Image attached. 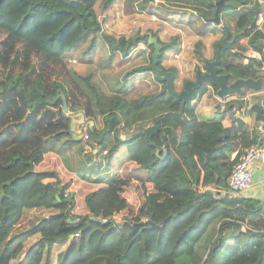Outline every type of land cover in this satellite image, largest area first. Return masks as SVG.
<instances>
[{
  "label": "trees",
  "instance_id": "1",
  "mask_svg": "<svg viewBox=\"0 0 264 264\" xmlns=\"http://www.w3.org/2000/svg\"><path fill=\"white\" fill-rule=\"evenodd\" d=\"M133 1L127 0L130 10ZM178 1L191 3L204 19L212 20L214 16L215 5L209 0ZM98 2L108 8L115 0H0V240L3 232L29 210L56 209L55 215L35 216V225L28 230L41 232L48 250L44 264L49 262L53 243L76 233L78 240L58 254L57 264H264V211L251 197L230 195L227 185L232 165L245 148L258 141L261 132L257 126L250 129L243 117H236L229 127L219 119L201 118L189 128V117L196 114L200 97L217 89L215 85L209 88L207 82L198 89L199 97L187 101L182 109L181 101L169 96L163 86L132 95L122 84V89L120 86L112 93L96 81L94 70L83 75L71 69L70 51L86 38L89 41L85 50L98 45L99 37L111 53L123 55L141 42L146 44L150 53L142 69L154 74L153 38L160 44L161 68L166 50L178 46L176 37L165 42L154 29L128 37L107 32L97 21L94 7ZM146 2V7H162L168 14L179 12L178 7L161 1ZM225 2L230 4L228 10L238 12L234 25L225 21L223 28L230 32V38L236 36L230 48L221 49L219 72L228 74L231 80L262 78L264 88V29H246L254 10L264 12V0ZM140 3V9L146 8ZM201 46L198 41L197 52ZM234 50L245 54L255 51L256 56L244 61ZM62 95L69 110L79 104L85 116L94 120L86 140L71 130V117L64 111ZM235 101L242 106L240 99ZM250 103L249 114L255 125L262 122L264 126V93L252 94ZM230 104L225 102L224 109ZM109 114L119 120L114 128ZM98 115L104 119L102 127L97 126ZM149 124L158 125V129L143 131ZM236 141L240 147L230 158ZM56 144L64 148L79 144L82 153L84 144L92 146L80 158L81 170H75L89 181H101L95 175L102 164H111L112 157L123 149L122 160L135 161L148 171V181L155 188L148 193L150 208L132 221L120 220L121 225L112 217L102 220L91 213H73L74 200L65 197L58 172L36 169L46 152L55 151ZM115 178L112 176L109 182ZM211 184L213 189L207 187ZM162 192L186 198L174 207L162 198ZM216 195L220 198L213 199ZM189 209L198 213L175 237L177 246L182 243L186 249L176 246L170 252L154 251L160 239L147 232L162 230ZM69 218L77 221L69 222ZM9 261L8 256L0 258V264Z\"/></svg>",
  "mask_w": 264,
  "mask_h": 264
},
{
  "label": "crops",
  "instance_id": "2",
  "mask_svg": "<svg viewBox=\"0 0 264 264\" xmlns=\"http://www.w3.org/2000/svg\"><path fill=\"white\" fill-rule=\"evenodd\" d=\"M155 1H161L165 4L177 2L181 3L183 7L181 9L178 8L179 10L177 11L179 12L166 15L168 16L167 18H169L166 19V21L170 23L171 27V30L169 32L170 37L168 39H165L158 34L160 30H163L165 33L163 23L159 21V25L154 24V29L156 30L161 40L169 42L174 37L177 38L178 46L176 48L167 49L160 63L166 70H174V86L177 90H181L186 80L196 78V71L198 69H205V60H213L215 58L216 44L221 41L223 36L225 35L223 22L227 21L233 26L236 19L235 14L238 11L235 9L228 10V8L223 10V12L220 14V23L217 24L213 20H207L200 16L195 10L194 6L189 2H182L178 0ZM140 2L142 1H133V6H137ZM123 3L124 0H115L113 6L117 5L119 8ZM142 4L146 7L147 2H142ZM249 5L250 4H248V6ZM147 8L148 6L143 9ZM153 8L156 13H159V15L160 12H162V10L164 9L155 5ZM94 10L96 13V7H94ZM257 27H262L264 29V21L262 23L257 22ZM198 41L202 43L200 52H197L196 49V43ZM242 41L244 42V44L247 43L245 39ZM174 53H179V57L175 58ZM200 53L202 54V57H200ZM246 54L250 55V57L256 56L255 51L251 50ZM244 61H247V59L244 58ZM134 66L135 64H132L128 68L125 75H121L123 80L120 81L122 83H125L126 80L128 81V90L133 92L132 90L135 88V86H137L139 88V94L137 95H140L150 92L149 88L151 87V85L159 87L158 90L161 88V86H163V82L157 79L153 71L142 69L143 65L138 68H135ZM149 72H153L154 77L149 75ZM152 78L154 80L153 82L150 81ZM207 86L211 85L209 84ZM209 88L212 89V86ZM255 93H264V88L259 92H254L250 88H245L241 94L233 93L223 98L217 96L216 90L212 94L203 95L198 100L196 114L189 117V128H194L198 120L201 118L219 119L226 127L231 126L232 117L229 113L230 111H233L235 107L233 104H230L227 109H224L225 102L231 101V103H237L235 100L240 99L242 101V106L237 103L239 105V111L241 115H245L249 107H251L250 101L252 94ZM247 96L249 97L246 98ZM197 97H199L198 91L194 99H196ZM98 117H100L99 120L101 121L102 127L104 124V119L100 115H98ZM108 119L112 123L113 128L119 124V120L115 114H109ZM247 121L249 123L250 129H252L254 126H257L261 134L264 132V126L262 122H260L258 125H255L254 117L250 114H248L247 116ZM239 147V141H236L233 144L231 152L229 153L230 158L234 157ZM57 154L54 152V150L46 152L44 154L43 160L36 166V169H55L58 172L62 183H66V188L69 191L72 190L73 187H82L83 189H85L83 195L80 198V203L77 202V205L73 209V213H91L95 218L98 219L106 220L107 218L112 217L120 221L131 220L135 215L145 213L150 208L148 193L155 190V188L148 181V171L132 160H127L126 162L122 163V158L125 155L123 149L119 150L118 153L112 157L111 164L106 165L105 162L102 164L99 169L98 175H95V177H101V181H89L81 178L75 172V170L77 169L81 170V166L75 167L74 170L70 171L65 166L63 161H61L60 156ZM252 174L253 184L251 185V187H248L247 189L242 191L240 195L251 197L259 202L262 210L264 211V162L257 161L256 163H254L252 167ZM113 175H116L115 180L113 182H109V177L111 178V176ZM131 184H133L134 188L130 187ZM207 187H209L210 189L214 188L213 184ZM225 192L226 191L221 192L220 196L224 195ZM233 194L231 193L230 195ZM215 197L218 198L219 195L214 196L213 199ZM162 198L167 200L174 207H178L183 203V200L186 198V196H172L166 192H162ZM56 212V209H31L28 212L24 213L21 218L9 229L3 232V241L6 238H10L11 242L17 245V249L20 252L24 249L26 250H24V260H22L21 262H25L28 259L31 260L35 256V254H37L38 252H43L44 248L47 246L45 242L41 240L40 231L27 234V229H29L30 227L32 228L35 225V223H33V217L55 215ZM197 213L198 210L192 211L191 209H189L186 213L180 216L177 221L172 220L168 222L162 230L148 231V236H153V238H156L157 240L160 239V244L156 248H154V251H172L178 245V243H176L175 241V237L177 236L179 230L184 225L191 222L196 217ZM78 237L79 235L77 233L71 234L69 238L63 240L62 242L53 243L51 246V251H55V257L52 260L53 262H50H52V264H57L56 254L58 255L59 252L68 248V246L72 242L76 243ZM29 239H33L34 241L25 248V244ZM179 246H177V248H180L179 250H182L184 248L186 249V246L182 243H179ZM44 251H46V249Z\"/></svg>",
  "mask_w": 264,
  "mask_h": 264
},
{
  "label": "rangeland",
  "instance_id": "3",
  "mask_svg": "<svg viewBox=\"0 0 264 264\" xmlns=\"http://www.w3.org/2000/svg\"><path fill=\"white\" fill-rule=\"evenodd\" d=\"M141 1L146 2V0H141ZM170 5L178 7L179 9L183 8L181 3H177V2L170 3ZM95 7H96L97 21L99 23V26L104 28V30H106L107 32H111L115 34V36L124 35L128 37L130 35L135 34L136 32H144L147 29L153 30L155 27L154 24L159 25L158 22L161 21L163 23L165 33L163 30H160L158 34L165 39H168L170 37L169 32L171 30V27H170V23L166 21V19H169L167 18L168 16L166 15H169V14L165 10H162V12H160V15L158 12L156 13V11H154V8L151 6H150L151 8L148 7L147 9H140L139 6H133L132 7L133 10H130L131 6L127 4V0H124V3L120 5L119 8L117 5L113 6L112 4L111 7L105 9V8H102V6L100 5V2H98ZM150 12H152L153 14ZM152 15H156V19H153ZM97 39L99 41L98 45L93 46L92 48L85 50V47L89 41V38H86V41L82 42L78 46V48L71 50L70 57H69V67H71V69H74L75 71L83 75L89 73L90 70H94L95 71L94 78L104 90L111 91L113 93L114 90L116 91L117 90L116 88H120V86L122 89V84L128 85L127 83L128 81L126 80L125 83H122L120 81V80H123L121 75H125L128 68L132 64H135L134 66L135 68L148 64V56H149L150 50L149 51L143 50V48L139 46L142 42L136 46H133L135 48L134 50H131L130 48L127 55H123L120 52L111 53L107 48V44L105 43L102 44V42L100 43L101 39L99 37ZM148 48L149 47L147 46V49ZM82 51H86L87 54H84ZM87 58H89L90 60ZM144 70H147V69H144ZM149 75L154 77L153 72H149ZM150 81L153 82L154 81L153 78ZM158 88L159 87L157 86L155 87L154 85H151V87L149 88L150 89L149 91L150 92L156 91L158 90ZM132 91H133L132 95L139 94V88L137 86H135V88ZM74 108L75 110H69L68 113L70 114V113H75L77 111H82V108L79 106V104L76 105ZM99 119L100 117H98L96 122H97V126L100 127L101 121ZM93 123H94V120L89 119L85 116V122L77 123L74 133L77 135H80V138L83 139V141L86 140V137H85L86 131L84 130L90 128L93 125ZM78 145L77 144L70 145V147L66 145V147L64 148L56 144L54 147L55 148L54 152L56 154L58 153L57 155L60 156L61 161H63L65 166L70 171H72V167L74 168V167L80 166V163H81L80 158L82 157V154L85 153L84 151L82 153L78 150L79 149ZM88 145L84 144V148ZM67 147L70 149H68ZM64 156L66 157L65 158L66 161L63 158ZM126 161L127 160H123L122 163ZM59 182H60V185L65 186V194H64L65 197L68 199L74 200V206H73V209H74L75 206L77 205V202L80 203V200H81L80 198L83 195L85 189H83L82 187H78V188L73 187V189L69 191L66 188V185H65L66 183H62L60 177H59ZM130 187L134 188L133 184H131ZM75 191H76V194H75ZM73 192H74V195H73ZM46 217H48V215H46ZM132 219L129 221H132ZM118 222L120 221L118 220ZM29 229H31V227ZM29 229H27V234H28ZM33 241H34L33 239L27 240L25 244V248L28 245H30ZM45 249L46 251H44ZM24 250L20 252L17 249V245L13 244L10 238H6L3 241V234H2V237L0 240V258L6 257V256L10 257V261L8 264H16L24 260V255H25ZM44 250L43 252H38L37 254H35V256L31 260L28 259L27 261L22 262L20 264H44L45 259H46V254L48 251L47 246L44 248ZM49 252L50 253H49L48 264H52L53 262L52 260L55 257V251H51V247H50ZM57 256L58 255L56 254V257Z\"/></svg>",
  "mask_w": 264,
  "mask_h": 264
},
{
  "label": "water",
  "instance_id": "4",
  "mask_svg": "<svg viewBox=\"0 0 264 264\" xmlns=\"http://www.w3.org/2000/svg\"><path fill=\"white\" fill-rule=\"evenodd\" d=\"M210 3L215 5L214 16L212 20L219 24L220 23V13L225 10L230 4L226 3L225 0H209ZM260 13V9L257 8L254 10L253 19L246 29L252 30L257 26V19ZM99 24V23H98ZM225 35L223 36L222 40L216 44V53L215 58L213 60H205V69H198L196 71V78L186 80L183 84L181 90H177L174 86V72L171 70H166L164 68L159 67V53H160V44L158 39L155 37L153 38L154 43V51L151 53V68L155 71V75L157 79L163 82V91H166L167 94L171 97H174L176 100L181 101V107L184 108L187 101L193 100L196 95L198 89L202 86L203 83L207 82L210 85L217 86L216 94L218 97L223 98L233 93L241 94L245 88H250L254 92H259L263 90L262 78H236L231 80L226 73L219 72V63L221 61V49L222 48H230L232 43L235 39V36L230 38V32L224 27ZM238 54L242 55L244 58L248 59L250 55L243 53L240 50H234ZM63 101V108L65 112H69L67 106V100L64 95H62ZM234 105L235 109L230 111V116L232 117V124L236 117H243L244 120H247V116L249 114V109L247 110L245 115H241L239 111V105L237 103H231ZM250 108V107H249ZM69 116L71 117L70 128L74 132L77 123H84L85 122V114L82 111H77L75 113H70ZM231 124V125H232ZM158 129V125L150 124L147 125L143 131L152 133ZM77 135V134H76ZM80 137V135H77ZM69 222H76L77 219H68ZM152 226L159 228V224H154L151 220H146ZM142 221L141 223H144ZM120 225L122 222H118ZM136 223L132 224V228L134 229Z\"/></svg>",
  "mask_w": 264,
  "mask_h": 264
},
{
  "label": "built area",
  "instance_id": "5",
  "mask_svg": "<svg viewBox=\"0 0 264 264\" xmlns=\"http://www.w3.org/2000/svg\"><path fill=\"white\" fill-rule=\"evenodd\" d=\"M153 19H156V15H152ZM264 21V12L260 10L257 22ZM139 46L143 50H148L147 45L141 43ZM134 47H131V50H134ZM264 56V53H263ZM174 57L178 58L179 53H174ZM247 96L246 98H248ZM85 137L87 138V129H85ZM88 145V144H87ZM89 149V150H87ZM92 150V146L88 145L84 148V152ZM105 152V151H104ZM257 161L264 162V132L259 137L258 141L247 148H245L242 154L239 156L238 160L232 165L231 173L227 178L228 191L234 194H240L242 191L251 187L253 184V174L252 167Z\"/></svg>",
  "mask_w": 264,
  "mask_h": 264
}]
</instances>
